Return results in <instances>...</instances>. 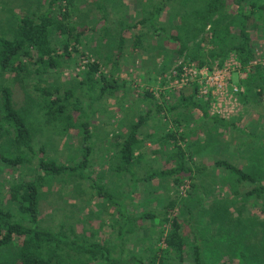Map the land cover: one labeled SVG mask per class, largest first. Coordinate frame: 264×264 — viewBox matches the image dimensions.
Returning a JSON list of instances; mask_svg holds the SVG:
<instances>
[{"label":"rangeland","instance_id":"obj_1","mask_svg":"<svg viewBox=\"0 0 264 264\" xmlns=\"http://www.w3.org/2000/svg\"><path fill=\"white\" fill-rule=\"evenodd\" d=\"M49 1L0 0V38L11 37V29L21 15L47 11ZM160 5L166 6L155 21L124 32L125 42L120 52L118 44L123 27L151 17ZM192 5L197 3L184 6L180 0H74L72 20L80 30H86L77 51L72 46L70 55H64V37L52 34V43L59 53L56 69L32 70L20 76L0 71V116L1 91L7 87L12 91L15 106L28 112L35 153L45 146L47 158L66 165L79 163L84 149L82 123L88 121L92 136L88 142L91 154L87 174L124 203L126 215L137 217L144 212L158 215L123 225L119 206L98 195L86 180L64 174L51 178L42 188L40 226L43 229L62 230L78 240L88 238L105 244L115 255L143 253L150 241L155 243L150 246L153 250L166 248L164 240L156 238L171 227L170 222L164 221V208L176 197L187 205L178 204L167 218L177 217L182 224L188 242L185 264H194L191 247L195 234L207 264H264V194L247 195L254 183L242 184L226 168L215 165L218 160L228 162L253 174L264 186V93L257 86L258 75L257 81L251 80V67L243 68L234 53L223 64L216 59L204 67L185 54H177L178 44L170 36L179 33L178 26L183 23L180 16ZM222 12L232 20L237 13L229 2L224 4ZM249 31L255 45L251 65H261L264 70V17L254 18ZM232 33L237 35L238 29L234 27ZM198 34L195 43L205 37L201 49H211V25ZM139 37L140 44L136 45ZM93 62L98 63L100 73L117 83L119 88L114 94L103 96L100 85L91 87L85 81L88 64ZM202 68L222 71L218 82L223 85L211 87V82L208 84L200 75L195 76L194 71ZM50 86L59 87L62 92L71 90L74 93L71 101L79 100L89 117L73 109L69 111L72 119L66 133L61 128L63 124L47 125V101L37 89ZM146 91L153 92L155 100ZM232 94L237 98L236 105L229 100ZM190 95L196 101L206 102L212 113L220 110L218 98H221L224 113L219 115L233 126L215 125L198 111L183 106L182 97ZM157 104L163 106V111L156 110ZM174 106L180 108L172 111ZM141 114L147 120L138 134L140 148L135 151L140 157L135 166L138 176L146 177L175 166L173 142L164 140L165 133L172 130L177 131V136L182 133L186 137L180 143L187 158L192 156L188 161L203 167L197 177L182 173L179 186L175 185V176L170 175L134 185L128 172L116 171L122 143ZM176 119L180 123L176 124ZM3 154H17L7 137L0 138V206L6 204L11 183L43 174L37 157L31 164L10 166L2 161ZM121 226L125 228L124 235ZM15 250L13 246L0 247V264L12 259ZM64 263L72 264L67 259Z\"/></svg>","mask_w":264,"mask_h":264},{"label":"trees","instance_id":"obj_2","mask_svg":"<svg viewBox=\"0 0 264 264\" xmlns=\"http://www.w3.org/2000/svg\"><path fill=\"white\" fill-rule=\"evenodd\" d=\"M174 1L177 2L178 0ZM180 2L184 6L194 2L197 5H192L190 9L188 7L182 13L180 20L183 23L178 26L179 33L170 36L178 44L177 54H185L197 61L199 67H204L211 65L216 59L223 64L225 59L234 53L243 68L251 67V80L257 81L258 75L260 84L257 86L260 88V93L263 94L264 70L261 65H251L255 58V45L252 42L249 24L256 17L260 19L264 17V0H180ZM227 2L237 11L233 20L227 19L222 12L224 4ZM73 6L74 0H50L47 11L21 15L11 29V37L0 38V71L20 76L27 75L32 70L49 72L56 69L59 66L57 59L59 53L52 43V34H59L64 37V55H70L69 49L72 46L77 51L79 40L86 30H80L72 20ZM165 6L156 7L149 18H144L131 26H124L119 36V51L121 52L123 48L124 32L127 29L147 22L152 23ZM209 24L213 35V47L205 51L201 49V43L205 37L197 43L195 41L198 32H203ZM234 27L238 29L237 35L232 33ZM140 39L139 37L136 40V45L140 44ZM34 67L35 69H33ZM85 76V81L91 87L101 86L100 93L103 96L114 94L119 88L115 81L111 82L103 73H100L97 62L88 64ZM37 90L47 101L45 111L47 125L55 122L63 124L61 128L66 133L71 126L72 119V114H68L69 111L73 109L89 117L79 100L71 101L74 97L71 90L62 92L56 86L38 87ZM1 94L0 138H9L11 145L17 151L15 155L3 154L2 161L7 165L17 166L31 164L37 157L39 170L43 172V174H38L35 179H18L8 187L6 204L0 206V247L10 248L13 246L16 250L13 258L4 264H65V259L72 264H185L188 242L183 234L182 224L177 217L167 218V215L172 213L178 204L187 205V202L184 203L183 201L182 203L176 197L171 198L164 208V221L170 222L171 227L166 232L162 231V236L156 238L158 241L162 238L166 248L157 247L156 250H153L150 246L155 245V243L150 241L149 247L147 246L143 253L115 255L111 248L105 244L91 241L88 238L78 240L68 236L62 230L43 229L40 226L42 188L51 178L64 174L78 176L80 179L86 180L98 195L107 199L109 203L119 206L123 225L128 226L131 223H136V221L156 218L158 215L154 212H144L137 217L126 215L124 203L113 197L87 174L86 170L91 154V147L88 142L92 136L88 121L82 123L84 134L82 160L74 165L62 164L45 156V146H41L39 153H35L33 147L34 132L28 112L15 106L12 91L9 88L4 87ZM146 94L155 100L153 92L146 91ZM181 100L183 106L198 111L208 122L225 128L233 126L221 115L212 113L206 102L194 100V95L182 97ZM155 108L158 112L163 111V106L160 104H157ZM179 108L174 106L172 111ZM146 117L141 114L137 121L131 125L130 132L119 151L118 156L121 160L116 171L128 172L134 185L170 175L175 176V185L179 186L182 183L180 174L186 173L190 178L194 175L197 177V173L200 174L203 167H200L198 163L191 164L188 161V159L192 160V156L187 158L185 149L180 143L185 141L186 137L182 133L177 136V131L172 130L165 133L164 140L173 142L175 166L146 177L138 176L135 166L140 157H137L135 151L140 148L141 139L138 134L147 120ZM175 122L176 124L180 123L179 119H176ZM215 165L226 168L242 184L245 182L254 183L255 186L247 191V195L260 197L264 194V186L256 181L253 174L222 160L216 161ZM192 186L195 187V182ZM192 216L195 217L193 213ZM124 232L125 228L121 226V234L124 235ZM143 239L145 243H148L147 238L146 240ZM63 252L65 258L62 255ZM191 260L194 264H207L197 234H195L194 244L191 247Z\"/></svg>","mask_w":264,"mask_h":264},{"label":"built area","instance_id":"obj_3","mask_svg":"<svg viewBox=\"0 0 264 264\" xmlns=\"http://www.w3.org/2000/svg\"><path fill=\"white\" fill-rule=\"evenodd\" d=\"M221 73H222V71H217V70L211 71L209 68L196 69L194 71V75L195 76L200 75L202 78H204L206 80V83H208V84L211 82L210 83L211 87L215 86L213 84L218 85V87H221V85H223L221 82L220 83L218 82V80L220 78H222L221 77ZM237 91H238V89L235 88L234 92L236 93ZM218 99H220V102L218 101ZM218 99H216V97H215L216 101L214 103L219 102L218 103V108L220 109L219 111H216V113L223 114L224 113V111L222 110L223 109V104H222L221 98H218ZM229 100H230V102H232V101L235 102V105H236L237 98H234V94L230 95Z\"/></svg>","mask_w":264,"mask_h":264},{"label":"crops","instance_id":"obj_4","mask_svg":"<svg viewBox=\"0 0 264 264\" xmlns=\"http://www.w3.org/2000/svg\"><path fill=\"white\" fill-rule=\"evenodd\" d=\"M122 253V252H121ZM121 253H119V254H121ZM119 254H116V255H119Z\"/></svg>","mask_w":264,"mask_h":264}]
</instances>
